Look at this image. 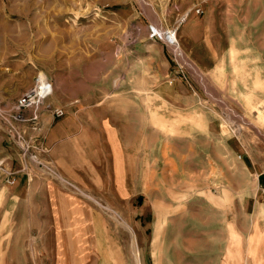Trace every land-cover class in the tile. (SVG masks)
<instances>
[{
	"label": "rangeland",
	"instance_id": "obj_1",
	"mask_svg": "<svg viewBox=\"0 0 264 264\" xmlns=\"http://www.w3.org/2000/svg\"><path fill=\"white\" fill-rule=\"evenodd\" d=\"M152 27L166 43L164 31L175 30L180 52L151 39ZM3 51L21 64L0 68L4 106L13 85H32L39 72L58 98L63 84L69 100L147 99L156 148L149 170L158 180L138 185L133 199L95 198L119 222L83 195L91 193L42 180L79 200L76 225L50 214L42 186L0 167V264H138L123 221L141 264H195L204 259L187 239L195 213L256 214L264 197V0H0ZM30 192L38 198L28 201Z\"/></svg>",
	"mask_w": 264,
	"mask_h": 264
},
{
	"label": "crops",
	"instance_id": "obj_2",
	"mask_svg": "<svg viewBox=\"0 0 264 264\" xmlns=\"http://www.w3.org/2000/svg\"><path fill=\"white\" fill-rule=\"evenodd\" d=\"M5 52L0 55V68L18 71L20 62L8 60ZM5 80L4 75L0 76V87H5ZM8 80L9 83L14 81L13 76ZM50 82L54 95L49 101L63 108L66 115L55 118L42 112L36 129L17 124L26 139L31 138L32 152L36 153L40 164L21 156L15 144L17 140L0 116L6 131V135H0V143L5 145L0 147L2 171L16 169L15 172L22 175L15 180H34L30 186H42L40 197L48 204L50 214L71 217L76 225L82 217L79 200L59 190L52 182L42 180H67L96 199H108L104 193L108 191L113 200L121 201L133 199L138 185L147 190L149 180H158L154 175L150 177L149 170L150 152L155 153L156 148L150 146L147 99H141L140 105L132 99H119L121 102L110 99L107 103L69 100L70 92L63 84L58 98L54 82ZM13 86L6 97L10 105L0 103V108L1 105L13 107L33 83ZM159 118L163 121L159 116H152L154 122ZM10 143L15 145L12 147ZM47 167L55 173L50 174ZM36 195L30 192L27 200H36ZM259 200L262 203L253 216L232 215L234 211L226 209L220 210L218 216L199 220L195 213L187 239L195 255L204 257L202 260L196 256L195 264H264V197ZM178 229L176 239L181 241L185 236H181L182 229Z\"/></svg>",
	"mask_w": 264,
	"mask_h": 264
},
{
	"label": "built area",
	"instance_id": "obj_3",
	"mask_svg": "<svg viewBox=\"0 0 264 264\" xmlns=\"http://www.w3.org/2000/svg\"><path fill=\"white\" fill-rule=\"evenodd\" d=\"M197 13H202V10L198 8ZM155 30V28H151L150 38L157 39L160 37L159 39L163 40L161 35ZM53 95L54 89L49 78L45 74H42V72H39L34 78L33 86L17 99L11 110L4 111L0 108V116L9 126V130L14 135L15 139L20 142L18 144L22 148V154L37 164H40V160L38 159L36 153L32 152V143L29 139H26L24 135L25 132L22 131L17 124L30 125L31 128L36 129L39 125L40 115L42 112H48L55 118H62L65 116L66 112L63 108L55 107L49 101ZM47 169L50 174L55 173L50 168L47 167ZM63 181L75 187V185L71 184L67 180Z\"/></svg>",
	"mask_w": 264,
	"mask_h": 264
},
{
	"label": "bare ground",
	"instance_id": "obj_4",
	"mask_svg": "<svg viewBox=\"0 0 264 264\" xmlns=\"http://www.w3.org/2000/svg\"><path fill=\"white\" fill-rule=\"evenodd\" d=\"M164 36H165V40L168 41L171 45V47H174L176 49V51L178 52L179 49H180V43H179V40H178V37H177V34H176V31L175 30H171V29H167L164 31ZM167 42V43H168ZM169 45V46H170ZM180 52V51H179ZM180 54V53H179ZM83 195H86L88 196V198H91L92 200L95 201V203L97 202L98 205L100 204L103 208H105V210H112L110 206H104L102 205L101 203H99L94 197L92 196H89L87 194H84ZM91 200V201H92ZM118 213L114 210H112V213H111V216L112 218L116 219L118 222L119 220L117 219V216ZM124 225L125 228L129 229V231L131 232V234L133 235V238H134V248H135V253H136V258H137V261H138V264L140 263V260H139V255H138V252H137V245H136V241H135V232L133 230L132 227H130V225L126 222V221H123V223H121ZM133 241V240H132ZM133 245V243H132ZM133 247V246H132ZM141 264V263H140Z\"/></svg>",
	"mask_w": 264,
	"mask_h": 264
}]
</instances>
